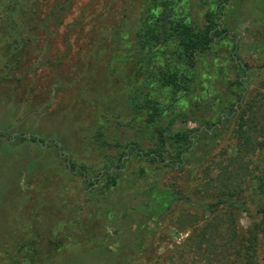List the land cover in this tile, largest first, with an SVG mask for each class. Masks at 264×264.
I'll use <instances>...</instances> for the list:
<instances>
[{
	"label": "rangeland",
	"instance_id": "1",
	"mask_svg": "<svg viewBox=\"0 0 264 264\" xmlns=\"http://www.w3.org/2000/svg\"><path fill=\"white\" fill-rule=\"evenodd\" d=\"M135 1L0 0V131L7 127L10 136L26 133L59 142L89 180L117 163L113 150L112 159L104 157L98 134L121 145L137 142L145 150L153 148L150 136L138 135L125 122V95L118 99L106 93L111 31L121 28ZM230 6L225 23L250 68L247 98L264 102V0H231ZM221 48L222 54L231 50L227 44ZM194 127L178 119L172 132ZM237 129L238 121L232 122L208 157L209 147L198 145L197 158L183 172L133 158L116 186L101 178L89 192L54 150L31 144L11 148L0 139V264H118L121 251L132 257L141 233L155 225L140 209L145 199L141 191L150 182L172 186L198 201L208 180L205 170L213 177L219 173L222 181L235 179L238 157L247 165L246 172L238 170L240 179L251 182L250 170L264 166L257 156L264 130L256 155L245 156L244 150H232L240 140ZM197 214L192 207L176 206L161 219L146 254L129 264H165V251L189 234L177 233L178 222L190 223ZM237 220L243 228L249 224L244 213ZM60 244L61 250L54 252L53 246ZM256 262L264 264V243Z\"/></svg>",
	"mask_w": 264,
	"mask_h": 264
},
{
	"label": "trees",
	"instance_id": "2",
	"mask_svg": "<svg viewBox=\"0 0 264 264\" xmlns=\"http://www.w3.org/2000/svg\"><path fill=\"white\" fill-rule=\"evenodd\" d=\"M230 2L136 0L134 10L123 16L121 28L112 29L106 93L112 92L118 99L125 95V122L136 128L138 135L150 136L153 148L145 150L137 142L121 145L118 139L109 141L98 134L96 142L106 149L104 157L112 159L109 151L113 150L117 163L89 180L85 168L71 161L55 140L26 133L10 136L5 132L7 127L0 131V139L11 148L31 144L54 150L69 174L80 178L84 192L97 187L101 178L116 186L125 178L133 158L156 168L183 172L197 158L198 145L209 147L204 155L208 157L220 134L235 121L240 140L232 150L256 155V143L264 130V124L260 125L264 122V102L247 98L250 68L238 55L237 38L225 23ZM226 44L231 50L222 54L221 46ZM215 84L223 86L222 90L217 91ZM178 119L196 127L175 134L172 127ZM257 156L264 162V146ZM237 161V169L246 172L247 165L239 157ZM238 170L235 179L224 181L219 173L213 177L205 170L208 180L198 201L172 186L150 182L141 191L145 199L140 212L155 225L141 233L132 257L130 252L121 251L117 263L129 264L146 254L161 219L176 206H189L199 214L190 223L178 222L177 233L189 234L180 245L165 251V264H257V253L264 243V166L250 170V183L245 177L240 179ZM214 182L219 184L212 186ZM243 213L249 219L246 228L237 220ZM60 245L53 246L54 252L61 250ZM149 257L146 260L150 263Z\"/></svg>",
	"mask_w": 264,
	"mask_h": 264
}]
</instances>
